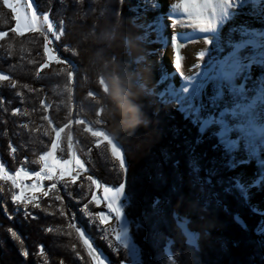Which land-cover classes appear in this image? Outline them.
<instances>
[{
    "label": "trees",
    "instance_id": "1",
    "mask_svg": "<svg viewBox=\"0 0 264 264\" xmlns=\"http://www.w3.org/2000/svg\"><path fill=\"white\" fill-rule=\"evenodd\" d=\"M31 1L37 11L48 12L50 22L61 30L60 39L56 41L57 53L67 62L73 63L71 66L67 63H51L41 68L45 59L44 36L36 32L12 33L14 21L0 0V31L6 33L5 37L0 38V75L8 77L7 80H0V162L12 172L21 166L30 171L38 170V157L50 149L55 137L53 129H64L59 137L63 156H69L68 147L71 144L85 165L88 176L111 187L118 186L122 180L125 183V190L130 197L125 215L128 220L141 225L136 228L133 223L130 237L143 264H168L164 252L166 246L177 264H264V247H260L264 233L255 231L260 224L259 212L253 211L252 207L232 193H224L223 185H216L217 177H213L215 186L212 191L218 194L221 204L203 209L202 199L208 196L207 186L204 193H200L198 185L193 187L188 166L189 146L197 136V129L182 118L173 104L157 103L152 91V102L146 107L149 124L137 128L132 135L113 134L103 113L101 124L90 123L97 119L95 109L101 106L97 100L101 99L103 89L99 79H93L83 70L79 51L74 46L73 33L79 25L93 26L100 17L119 16L127 30L144 47L143 31L132 20L136 0H101L100 4L93 0ZM69 67L74 72L71 84L67 81L66 73L60 72L61 68ZM68 87L72 89L70 96L66 91ZM89 92L92 96L88 95ZM13 109L17 110V114H13ZM77 119L84 120L93 130L105 131L115 138L125 160V173L119 172L118 162L111 156L107 144L101 143L98 147L97 138L85 132L83 124H76ZM69 120L72 121L71 125L68 124ZM214 142L205 139L203 143L195 145L191 153L199 159L201 178L204 177L203 167L208 166L212 157L218 156L211 150ZM9 145L15 152L11 151ZM228 175L221 173L222 177ZM0 185L4 211L10 215L11 191L6 184ZM174 185L177 189L175 192L171 190ZM91 190V182L87 180L78 189L69 186L66 192L70 193L71 198L77 199V206L80 207L93 204L89 200ZM85 193L87 195L84 197ZM158 197L167 198L168 204L163 215L155 217L150 214V204ZM75 207L71 205L67 208L70 223H74V218L79 216ZM97 210L101 208H93V212ZM173 211L189 221L187 227L190 231L198 233L197 249L187 245L171 216ZM71 213H74V218ZM234 216H239L245 227H241L233 219ZM8 220L0 208V229L1 221ZM26 222L29 228L38 230V239H35L30 249L49 252L51 257L53 252L48 245L53 235L50 238L47 231L41 232L36 224L43 226L38 221ZM98 222V219L89 221V224L82 221L77 226L104 255L107 264H119L124 258L122 249L114 250L115 243L104 240L107 238L104 231H95ZM169 240L172 241L171 245L167 244ZM76 243L85 251L77 235ZM21 246L29 255V246L23 243ZM63 250L60 249L57 254L60 258L64 257ZM50 259L53 260L52 257ZM88 260L86 255V261L90 262Z\"/></svg>",
    "mask_w": 264,
    "mask_h": 264
},
{
    "label": "snow or ice",
    "instance_id": "2",
    "mask_svg": "<svg viewBox=\"0 0 264 264\" xmlns=\"http://www.w3.org/2000/svg\"><path fill=\"white\" fill-rule=\"evenodd\" d=\"M154 9H160L161 5L156 0H148ZM4 9L10 11L11 20L14 26L11 32L22 34L27 31L40 32L44 35V26L48 33H52L57 40L60 35L53 31V24L49 20L48 12H44L42 19H38V14L34 11L32 3L28 0H2ZM167 19L171 21L172 26L177 24L185 25L192 29L191 33L180 32L171 35V49L176 53L173 60L175 72H167L164 65H160V82L171 79L176 73L180 74L179 86L173 83H167L163 91L155 93L156 102L161 105L175 104L177 111L182 114V118L188 120L193 127L197 129V136L194 138L192 145L189 146V175L193 177V187L199 186L200 193H204L207 186L208 196L202 199V207L207 210L213 204H221L218 194L213 192L215 186L213 177H217L216 185H223L224 193H232L237 198L248 203L251 196L256 192H264V0H179L173 3L167 11ZM174 15L183 16L184 20L173 19ZM242 19L236 23L238 18ZM249 20L251 23H249ZM165 28L164 16H157L154 31L156 33V42L166 44V38L163 35ZM226 29V31H225ZM6 33L0 31V38L5 37ZM195 39H202L206 46L204 50L197 53L198 61L192 67L195 69L193 74L184 75L181 72L180 55L178 50L185 46V42H194ZM51 42L47 35H44V62L41 68L46 67L49 62L65 64L63 59H59L49 44ZM211 45V47H207ZM11 45H9V49ZM10 54V53H9ZM207 57L206 60L204 58ZM72 61L68 64L71 66ZM61 73H66L67 81L71 84L74 76L71 68H61ZM8 77L0 75V80H7ZM15 82H13L14 84ZM103 91L104 81L99 79ZM69 96L72 89H66ZM92 96V93H88ZM152 96V89L149 90ZM98 101V100H97ZM95 109V119L90 123L101 124L103 105ZM13 114L17 110L13 109ZM48 119L47 116L44 117ZM69 120L68 124L71 125ZM76 124H83L84 131L90 132L96 137V145L99 147L101 141H105L111 156L118 162L119 172H126L125 160L122 156L121 148L114 137L105 133V131H95L82 119H77ZM67 127V125H66ZM210 129H213L209 131ZM64 129H53L55 137L51 141L50 149L38 157L40 164L39 171H28L22 166L17 167L14 172L8 170L6 165L0 162V180L10 182L12 189H20L18 194L15 191L11 193V201L14 205L24 206V215L30 216L29 206L39 209L41 204L36 195L31 197L24 195L25 192L31 191L35 194L42 192L44 197H49L48 191H42L40 184L33 183L30 188L28 185H22L19 181L22 178L36 177L37 180L62 181L66 174L71 173L69 167L75 162L77 169L75 174H71L70 180L65 181V187L68 183H75L80 170L85 169L81 160L76 158L72 151L71 144L68 147L70 159H57L55 153L58 148L59 137ZM207 133V137H205ZM47 134V133H45ZM205 139L214 140L211 144V150L218 153V156L212 157L208 161V166L203 167L204 177L201 178L199 173V159L191 155L194 146L204 142ZM15 152L14 148H11ZM49 161H51L49 163ZM37 162V161H34ZM254 165L256 171L248 179L243 178V174L236 172L238 168ZM175 166V162L174 165ZM58 171V175H56ZM221 173H235L222 177ZM87 180L96 188H103L104 204L108 213H87L90 218L98 219L100 225L108 224L109 220L115 222L114 225L103 229L105 235L113 233L112 239L117 246H123L128 250V255L133 264H138V250L130 240V227L135 223L139 228V222L128 220L125 215V208L130 203L129 194L125 190L123 180L118 186L109 187L101 185L92 176H87ZM52 191H57V183L52 182L47 186ZM2 190V189H0ZM175 192L176 186L171 189ZM70 195V193H69ZM93 202H98L96 194H92ZM56 201H61L60 195H55ZM168 204L167 198H154L150 204V214L160 217L165 212ZM255 211V208L252 209ZM61 217L65 216L64 211H60ZM172 218L176 221L177 227L181 230L190 248L197 249L198 233L190 231L187 227L189 221L179 216L175 211L171 213ZM11 218V217H9ZM35 219V217H33ZM233 219L245 227L239 216ZM264 225V221L260 222ZM74 228L87 256L90 257V264H105L97 250L85 238L81 229L74 223L68 225ZM52 231V229H47ZM11 237L16 241H21L13 229H7ZM257 233H264V227L255 229ZM172 241L167 242L171 245ZM260 247H264V241H260ZM76 245H72L75 250ZM116 250V249H114ZM168 264H177V260L170 249L166 246L164 249ZM21 255L27 257V251H21ZM44 256L43 250L38 254ZM77 257L79 252H75ZM264 258V257H262ZM43 264H48L44 259ZM63 264V261H61ZM121 264H124L121 261Z\"/></svg>",
    "mask_w": 264,
    "mask_h": 264
},
{
    "label": "rangeland",
    "instance_id": "3",
    "mask_svg": "<svg viewBox=\"0 0 264 264\" xmlns=\"http://www.w3.org/2000/svg\"><path fill=\"white\" fill-rule=\"evenodd\" d=\"M28 2L32 3L31 0H28ZM135 2L137 4H136V10L134 11V16H133L132 20H133L134 24L138 25L143 31V41L145 44L143 49L146 52L148 58L152 54H155V56H156V63H155L156 76H157V74H158V76H161L163 73L160 72V65L163 64L165 67L163 52H164V49H166L168 47L171 49V44L168 43L171 35L176 34V33H180V32L191 33L192 29H190L186 26V21H185L184 26H182L181 24H177L176 26H172L171 21L167 19L166 14H167V11L170 9L171 4L178 3L179 0H156V2L161 5L160 9H154L152 7L151 3L148 2V0H136ZM32 5H33V3H32ZM33 9L38 14V19H42L43 13L37 11L36 8L34 7V5H33ZM160 15L164 16L165 28L163 30V35L166 38V44H161L159 42H156L157 38H156V33L154 31V27H155L156 17L160 16ZM173 19L184 20V17L174 15ZM46 27L47 26H44V35H47L49 41L51 42L49 44V47H51L53 49V51L56 53V55L58 56L59 59H63L65 61V63L68 64V62L57 53V48H56L57 39L55 36L52 35V33H48L46 31ZM53 31L56 32L58 35H60V33H61V30L56 29L54 25H53ZM225 31H226V29H225ZM30 32H32V31H27V32H24L22 34H26V33H30ZM36 33H40V32H36ZM205 47L206 46L203 44L202 39H195L194 38V42H185V46L182 49H179V55L181 57V59H180L181 72H183L184 75L187 76V75L193 74L195 69H193L192 66L198 62L203 63V60L198 61L197 53L199 51L204 50ZM207 47H211V45H209ZM171 52H172V58H170L169 63L173 69V72H175V66L173 64V60L175 58L176 53H173L172 49H171ZM162 57H163V60L161 61ZM206 59L207 58H204V60H206ZM51 63L58 64L56 62H49V64H51ZM176 74L179 75V77H180L179 73H176ZM158 76L155 80V87H151V86H154L153 83H152V85H150V89H152L154 94L158 93L160 91H163L164 88L167 86V83L170 82V79H169V80H166L163 83H161L160 77L158 78ZM171 83H173L177 87L179 86V84H177V83H174V82H171ZM173 105L177 108V106L175 104H173ZM211 130H213V129H210L209 131H211ZM205 136H207V133H205ZM101 143H106V142L101 141ZM60 148L61 147H60V144L58 142V148H57L56 153H55L57 159H70V156H68V157L63 156V152L60 150ZM72 151H73L74 155L76 156V158L79 159V157L77 156V154L73 148H72ZM58 153H60V154H58ZM42 154H44V153H42ZM50 162L51 161H49V163ZM252 166L253 165H248V166L238 168L236 170V172L242 173L243 178H244V176L251 178L253 176V173L256 171V170H252L253 169ZM69 167L71 169V173L66 174L62 178V181H49V180L39 181L34 176L29 177V178H22L19 181V183H21L22 185H28L29 188L33 183H38V184H40L42 191H48L49 192V197H44L42 195V192H38V193L33 194V193H31V191H28V192L24 193V195L29 196V197H31L32 195H36L39 203L41 204V208H39V209L31 208V206H29V211L31 212L30 216H25L23 214L25 211L24 206L23 205H14L11 201V198H9V199H10V203L12 205V212L10 213V215H7V213L4 211V202H3V198L1 197L3 194V190H0V208L4 213V216L8 217V219H9L7 222L1 221L2 225H1V229H0V262H2V264H43L44 259L48 260V264H51V262H52V264H61V261H63V264H90V262L86 261L87 253L85 251L81 250L80 246L76 243L75 229L68 227V225L71 223L69 222L70 215L67 213V208H68V206L76 205L75 212L78 211L79 216H76V218H74L75 217L74 213H71V217L74 218L73 222H74L75 226H77L78 223L81 224L82 221L89 224V221L93 222L95 220V218H90L87 215V213L95 214V213L99 212L98 210L96 212H93V208L97 207L92 200L91 194L93 192L96 194V196H98L101 199V206H99L101 208V210L105 214L108 213V210L104 204L103 188L102 187L96 188V187L92 186V190L90 192L91 194H89L90 195L89 200H91L93 203L91 206L90 205L87 206L85 204L80 205V207L77 206V203H78L77 199L71 198L66 191H67L69 186L74 187L75 189H78L80 185H83L84 183H86L88 173L86 172V169L80 170L79 175L77 176L75 183H68L67 186L65 187L64 182L69 181L71 174H75L77 171L74 161L72 162V164L69 165ZM39 170H40V168L36 171H39ZM28 171H30V170H28ZM228 174L234 175L235 173H228ZM56 175H58V171H57ZM244 179H246V178H244ZM0 181H1L0 184L3 183V184L7 185L8 189H10L11 193H12V191L17 192L18 194L20 193V189H12L11 188L10 182L3 181V180H0ZM52 182L57 183V191H55V192L47 187ZM98 183H100V182H98ZM100 184L104 185L102 183H100ZM105 186H108V185H105ZM109 187H111V186H109ZM0 189H2L1 185H0ZM87 193L84 194V197L87 195ZM57 194L61 196V198H62L61 201H56L54 199L55 195H57ZM256 197H257V195H256ZM263 198H264V194H263ZM246 204L250 205V207H252V208L254 207L255 211L260 213V216H261L260 222L264 221V219H263L264 208H262L261 210L259 209V206L255 202V198L253 196H251V199ZM255 205H257L258 208ZM60 211H64L65 216L61 217L59 215ZM9 217H11L12 219ZM33 217H35V219H33ZM27 220L28 221L29 220L38 221V223L43 226V227H41L40 225L36 224V226L39 227L38 229L41 232L47 231L46 233H48L47 235L50 238H52L51 236L53 235V238L51 241L52 245H51V243L48 245V246H50V249L53 252V253L51 252L52 253L51 257L53 258V260L50 259L51 257L49 256V252H46V253L43 252L44 256L41 257L40 255H38L40 253V251H38V250L35 251L34 249H32V250L30 249V247L31 248L33 247L35 239H38V230L29 228V226H27V222H26ZM77 220H78V222H77ZM46 224L47 225L49 224V226H46ZM114 224H115V222L111 219L108 222V224H105V225H100L98 222L95 225V229H96L95 231L101 233V231H103V229L108 228ZM47 227H48V229H52V231H48ZM77 227L80 228V226H77ZM92 227H93V225L91 226V228ZM259 227H264V225H262L260 223ZM9 228L13 229V231H15L18 236H20L21 241H16L14 238L11 237L10 233H8V231H7V229H9ZM19 231L22 232V235L20 234ZM113 235L114 234L111 232L107 233V238H105L104 240L107 243H115V249L117 251L120 248L122 249V253L124 255V258L121 261H123L124 264H133L131 258L128 255V250L123 248V246H117L116 242L112 239ZM85 238L88 239V236L85 235ZM88 240L93 245L92 241L90 239H88ZM130 240H131V237H130ZM56 241H58V242H56ZM21 243L29 246L30 252H29V255L27 256V258L29 257L28 259L25 256L20 254L21 251H23ZM61 243L63 244V246ZM73 244L76 245L75 250L72 249ZM93 247L97 250L98 254L101 255V258L106 260L105 258H103L104 255L100 252V250L98 248H96L94 245H93ZM60 249L61 250L64 249L63 250L64 257L61 256V258L59 256H57ZM75 252H79L80 256L77 257L75 255ZM14 258H16V260H18V262ZM88 261H90V257H89ZM121 261L119 264H121ZM105 264H107V263L105 262ZM138 264H143L141 261V257L139 255V253H138Z\"/></svg>",
    "mask_w": 264,
    "mask_h": 264
},
{
    "label": "clouds",
    "instance_id": "4",
    "mask_svg": "<svg viewBox=\"0 0 264 264\" xmlns=\"http://www.w3.org/2000/svg\"><path fill=\"white\" fill-rule=\"evenodd\" d=\"M73 40L85 73L104 81L105 90L97 103H102L112 133L132 135L147 126L151 60L122 18L103 16L91 27L79 25Z\"/></svg>",
    "mask_w": 264,
    "mask_h": 264
},
{
    "label": "bare ground",
    "instance_id": "5",
    "mask_svg": "<svg viewBox=\"0 0 264 264\" xmlns=\"http://www.w3.org/2000/svg\"><path fill=\"white\" fill-rule=\"evenodd\" d=\"M161 16V15H160ZM242 19H248V18H243V17H241V18H238L237 19V22L236 23H239L240 22V20H242ZM249 23H251V21L249 20ZM171 38V37H170ZM168 43L169 44H171V40H169L168 41ZM205 49V48H204ZM163 56H164V64H165V69L167 70V72H169V73H171V72H173V69H172V67H171V65H170V58H172V52H171V49L168 47V48H166V49H164V52H163ZM205 58H207V57H205ZM149 59L151 60V68H152V73H151V83H150V85H152V83H153V85L154 86H151V87H155V80H156V78H157V76H158V74H157V76H156V68H155V63H156V56H155V54H152L150 57H149ZM163 60V57L161 58V61ZM172 60V59H171ZM158 73V72H157ZM160 76H158V78H159ZM179 81H180V77H179V75H177V74H175V76L174 77H172L171 79H170V82H174V83H177V84H179ZM253 167V169L252 170H256L255 169V167H254V165L252 166ZM244 178H246V179H248L249 177H247V176H244ZM263 194H264V192H256L255 194H253L252 196L255 198V202L258 204V206H259V209L261 210L262 208H264V198H263ZM256 195H257V197H256ZM257 208H258V206L257 205H255ZM263 219H264V217H263Z\"/></svg>",
    "mask_w": 264,
    "mask_h": 264
},
{
    "label": "water",
    "instance_id": "6",
    "mask_svg": "<svg viewBox=\"0 0 264 264\" xmlns=\"http://www.w3.org/2000/svg\"><path fill=\"white\" fill-rule=\"evenodd\" d=\"M178 54H179V50H178ZM97 197V201L98 202H94V204L97 206V207H99V206H101V199L98 197V196H96ZM250 206V205H249ZM99 212H103L102 210H99ZM110 221V220H109Z\"/></svg>",
    "mask_w": 264,
    "mask_h": 264
}]
</instances>
